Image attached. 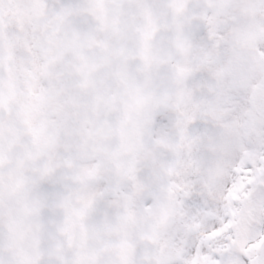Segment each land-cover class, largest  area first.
Instances as JSON below:
<instances>
[{"label":"snow or ice","instance_id":"6c2138e0","mask_svg":"<svg viewBox=\"0 0 264 264\" xmlns=\"http://www.w3.org/2000/svg\"><path fill=\"white\" fill-rule=\"evenodd\" d=\"M0 264H264V0H0Z\"/></svg>","mask_w":264,"mask_h":264}]
</instances>
